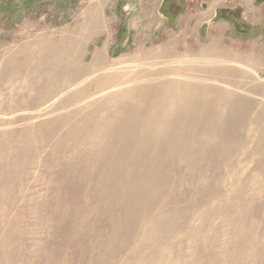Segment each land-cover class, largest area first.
<instances>
[{"label":"rangeland","instance_id":"obj_1","mask_svg":"<svg viewBox=\"0 0 264 264\" xmlns=\"http://www.w3.org/2000/svg\"><path fill=\"white\" fill-rule=\"evenodd\" d=\"M128 9L0 0V264H264V75L167 53ZM59 50L58 74L45 61ZM144 95L121 135L151 112L165 149L102 157L110 114ZM128 163L130 190L105 197Z\"/></svg>","mask_w":264,"mask_h":264},{"label":"crops","instance_id":"obj_2","mask_svg":"<svg viewBox=\"0 0 264 264\" xmlns=\"http://www.w3.org/2000/svg\"><path fill=\"white\" fill-rule=\"evenodd\" d=\"M122 1L130 26L163 29L167 53L242 63L264 75V0Z\"/></svg>","mask_w":264,"mask_h":264},{"label":"bare ground","instance_id":"obj_3","mask_svg":"<svg viewBox=\"0 0 264 264\" xmlns=\"http://www.w3.org/2000/svg\"><path fill=\"white\" fill-rule=\"evenodd\" d=\"M32 48H35V45H32ZM62 52H63L62 50H59V52H57V56H54L52 58L51 57L47 58V60L45 61V66L47 69L52 68L53 72L56 73V71H57L58 74L61 72V69H62V60H61L62 59ZM63 63H64V61H63ZM23 67H24V63H20L18 70L19 69L21 70ZM82 69L85 70L86 67L82 68ZM47 76H49V74H47ZM111 77H115V76H111ZM63 79L64 78L61 76V77H59V80L58 79L56 80V84H57L58 88L63 85ZM113 80L114 79H112L111 83H113ZM149 87H150L149 85H144V86H141V89L146 90ZM155 96H156V93L153 95L154 99H155ZM163 98H166V96H164ZM147 99H148L147 96L144 95L141 100H138L137 102L133 103L132 107L129 110L125 109V112L123 110L120 111L121 105H119L117 111L112 112L110 114L111 115V117H110L111 118L110 119L111 127H110V130L108 132L109 138H108V141L105 142V144L102 148V153H101L102 157L106 158V156L109 155V153H111L114 150L113 148L114 147L117 148L118 146H121V149L129 150V151H131L132 149L133 150L136 149L138 151V150H141L142 148H148L151 146H155V148L156 149L158 148L160 153H162L161 151H163L165 149V145H163V144H166L169 141L164 139V138H156V139L154 138V135H153L154 132L158 131V130L154 131L155 129L158 128V123L155 120H153V116L154 117H157V116L152 114L151 112H148V121L144 122L142 124L144 127L140 126L139 123H135L137 127L140 126V128H141L139 130V132L136 131V134H137L136 137L131 132H129V134H122L121 135L120 128L124 124L126 125L125 130L130 131V122L131 121H128V119H135L134 121H137L138 116L141 114V112L144 109H148V108L152 107L151 105L147 106L148 102H149ZM161 108H162V112H163L164 116L166 115V118H168V116L171 115L169 113L171 110L168 109L170 107H168V108H167V106L165 107V110H167V112L163 111L164 110L163 105H161ZM188 110L189 109H187V111ZM76 112H77V110L75 109L74 114ZM173 117H175L174 121H178L179 117H186L184 107H182V108L177 107L176 113ZM162 128L164 129V125L162 126ZM168 128L169 127L166 126V129H168ZM172 128H173V125L170 126V129H172ZM134 131H135V128H132V132H134ZM118 140L121 141V144H119V145H117ZM154 140H156L155 144H153ZM108 159H110V158H108ZM148 165L150 166L149 169L151 170L153 167L160 165V159H154L153 160V158H151L148 160ZM124 167H125L124 168L125 170L122 171V173L120 174L119 177L110 179L108 174H107V179L102 178L101 181L106 180L105 183H108V185H107L108 189H106L105 193H104L105 197L111 196V197H113V199L115 201H118V200H120L119 199L120 197L125 196L126 190H130L128 188H131V187H128L126 185V182L131 178L132 174L134 173L135 168H134V165H132V163L125 164ZM109 169H110V167H109ZM106 173H108V170L106 172V169H105L104 174H106ZM146 174H151V172L149 171ZM139 177H140V173H139ZM116 182H119V184L117 185ZM114 188L118 189V191L116 193H113V191H110L111 189H114ZM130 194L134 195L132 190H131Z\"/></svg>","mask_w":264,"mask_h":264},{"label":"trees","instance_id":"obj_4","mask_svg":"<svg viewBox=\"0 0 264 264\" xmlns=\"http://www.w3.org/2000/svg\"><path fill=\"white\" fill-rule=\"evenodd\" d=\"M222 12V14L224 13L223 11H221Z\"/></svg>","mask_w":264,"mask_h":264}]
</instances>
